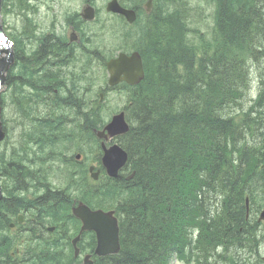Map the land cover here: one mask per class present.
Masks as SVG:
<instances>
[{"label":"bare ground","instance_id":"6f19581e","mask_svg":"<svg viewBox=\"0 0 264 264\" xmlns=\"http://www.w3.org/2000/svg\"><path fill=\"white\" fill-rule=\"evenodd\" d=\"M161 1L162 0H157L159 3ZM164 2L161 3L156 11L152 13H143L141 11L138 12L140 22L137 25L136 31L139 33L131 36L129 44L132 47H136L142 55L143 65L147 66L145 67V78L148 76V72L152 71L151 67H155L160 64V75L164 81V84L169 86L170 81L171 85H175L181 80L186 79L188 70L186 69L185 65L187 66L189 60L187 58L186 49L181 45L183 43V41L180 40L183 38L181 34L172 35L174 37L180 38L179 40H175L173 42L175 45L173 49H161L158 46L159 38L166 34V26L163 22V19H169L168 24H166L167 27L171 28L172 26V28L178 32L180 31L179 24H181L183 19L182 16H179L177 13L169 14L168 10H170V7H168ZM166 2L173 3V0H167ZM228 10L230 11L229 8ZM26 33L27 27H22L21 31L14 32L15 48L11 52H15L19 55V61L12 70H8L3 74L5 77L4 84L10 83L13 85L10 89V92L12 99L16 101L18 106L21 105L22 100L24 99L22 90V69L25 73L34 68L36 65L46 69V67L51 64V62H53L46 50L37 53V55L34 57L28 56L25 49L26 44L24 40ZM145 37L146 40H143ZM254 38L259 41L263 40L264 42V31L255 34ZM50 46L53 48H58L61 51L59 60L61 63L65 64V67L76 62V55H73V53L68 50L64 46L63 42L58 38L47 39L46 48L48 49ZM10 50L6 49V51H4L10 52ZM237 58V67L242 73L241 77L239 78V82H236L237 87L241 86L242 84L246 85L245 91H247L250 83L253 82L252 78H254V81H259L260 86L264 88V81L261 79V77L252 76V66L250 65L252 64L259 67L261 62L260 59H253L249 64L243 53H240ZM207 61V65L209 67H214L216 69L217 72H215V74L218 82L222 83V81H226V83L223 82L225 85L224 93H226L227 97L229 98L225 101H231V99H233L232 85L234 82L227 84V79L232 77V74L230 73V62L223 58L212 61V56L207 58ZM199 73L201 72L199 71ZM205 73H209L208 70H206ZM215 74H213L214 78ZM220 75L225 76V80H222ZM59 78L61 81L64 80L60 73ZM61 81H58L56 84H52V86L47 89L46 94H41V89L46 86L44 81L33 83L36 91L38 92L36 102L37 108L32 112L30 118L39 117V110L42 111L45 106L62 104L65 102L69 113H71L76 121L74 123L72 120H67L64 123L65 126L72 128L77 134L81 133L87 128L90 129L91 114L89 105L84 96L81 95L80 90L81 85L87 88L91 87L90 77L88 75L83 76L82 74L79 75L75 73L73 78V86L70 88H68ZM189 81L194 82L193 77H191ZM13 83H15V85ZM56 90L58 93L55 92ZM79 97L80 101H78ZM243 97L244 99L249 98L247 94H245ZM66 100H68V102ZM250 102L251 104H248L246 100V102L242 103L241 105V102L234 103L232 101L227 103L226 109L234 108L237 110L239 115H242L243 120L240 122L236 121L235 123L234 119H232L230 116H226L223 113H211L210 117L217 119L213 123H210V129L212 131L218 130L221 136H217L212 131L209 136L210 140L214 142L216 141L218 143L219 149L216 148L218 151L224 153L229 149H233L236 145V142L238 140L240 141L239 136H241L243 139H246L248 135V126L254 125V127H257L264 125V93L262 92L261 94H257L252 99H250ZM1 103L2 97L0 95V105ZM136 107L137 111L139 110L141 112V115L139 114L140 119L144 122L149 121L148 124H140V128L135 129L136 139L142 141L143 145H136L134 147V153L131 155V159L127 160L125 164L118 168V174L116 177H107L104 180L102 187L95 188L94 190V195H98L102 198H112L110 201L113 204L120 202L124 203L128 199L136 204L151 202L153 196H151L150 193L154 196H163L166 190L168 191L171 182L183 180L184 178L186 179L190 176L192 171L200 166L198 158L202 156L201 154H198V152H193L191 158L193 163L188 164L187 167H182L181 169L175 168L177 165L174 164V162H176L177 159L173 156V153L177 152L178 149L181 148L182 143L179 142V139L175 138L170 139V141L166 143V135L162 134L163 131H161V129L158 130V124L161 122V118L156 119L155 115L160 110V106L147 108L145 105L139 103ZM169 110L167 106L162 107L161 115L163 120H169L175 117V110L172 108H169ZM180 113H185L184 107H182ZM0 121L3 132H5L6 120L4 109L1 110ZM185 125L187 129H190L191 127L197 128L200 124L199 120H197L195 116H192L191 121H186ZM180 126V128H183L184 124H181ZM179 133L185 139L190 140L193 138L187 133V130L183 131L179 129ZM258 138L262 143L264 142L263 133L260 134ZM7 140V138L4 139L2 144L6 145ZM8 146L9 145L5 147ZM46 152H48V150L43 149L42 153L45 154ZM22 154H24V151L19 150L16 153H6V156H4L0 151V234L9 222L10 217L19 212H22L28 218H36L34 215L37 214V212L41 214L44 213L45 216H49L54 212H61L63 214L67 212L65 209H62V207L66 202V197H70L69 186L67 190L65 189V194H63L64 197L61 198L60 203H55L53 198H50L49 201H51V204L46 201V204L44 203L41 209L30 207L22 208L23 205L17 209L14 208L15 206L11 203H9L11 206L7 207L6 209H2L4 200L9 199L11 195L16 198L23 199L24 196L30 192H37L44 196L46 194H54L56 191L54 190L56 185H54L53 182L55 180L59 182V180L51 179L47 173H45L36 165V162L29 160L27 155L24 154L25 156H23ZM243 158L244 155L240 154L237 161H232V166L230 168L231 170H229L228 174H224V178H222V180L210 178L209 185L211 189L209 190V193L201 195L204 202H202L199 207L203 209L201 210V215L204 216L203 219L207 222L206 226L214 230V233H218L220 229L216 228L214 225H216L215 222L220 219V217H222L224 222L232 224L226 228V232L222 230L223 234L218 236V239L222 241L218 242V249L215 247L199 246L191 234L187 235V233H189L187 229L183 231L185 234L182 235V233L177 229H172L170 226H166L162 234H165L174 240L166 242L165 244L158 245V243H155L154 245L150 246L149 242L142 236V238L138 241V245L143 251L141 252L142 255L139 253H134L131 259L134 258L133 260L137 264H163L158 253L161 249L168 251L169 249L167 245L170 243L169 247L173 250V253L179 254L187 252V249L191 246L195 253L206 264H223L224 260L220 259V254L222 253L220 249L226 248L234 250L238 247V245L235 243L236 241H231L227 245V233H230L232 230H235L237 236H240V248H246L249 252L256 254L255 250L258 248V246L260 244H264V228L261 227V225L264 223V205L262 201H257L255 206L249 210L242 205V213L244 215L242 216L240 214V208L242 206L239 207L240 197H238L239 195H236L235 190L238 188L246 194H252V192L255 191V189H253L254 186L263 183L264 173H262L260 178L257 173H253L251 176H244L241 180L238 177V171L243 168ZM208 161H210V163L214 162L212 159ZM179 163H181V161H179ZM261 163L263 164V167L260 170H264V162L262 161ZM215 166L217 165L215 164ZM68 179V177H63L65 182ZM112 181L116 182L118 186H108ZM69 184L71 186L72 193L75 194L81 191L72 180H69ZM243 184H246L244 185V189L241 186ZM148 192L149 196L145 199ZM128 195L129 198L126 199ZM167 197L168 195L165 196V198ZM226 207H228L227 211H225ZM224 211L225 213L222 215ZM233 211L237 212L239 218L237 215L231 216ZM131 212H133V210ZM135 212L129 214L128 218H131ZM258 215L259 217L256 219V216ZM173 216L174 219L180 224H184L185 218H183L180 214V209H175V214H173ZM113 218H115L117 221H120V217L117 212H114ZM65 222L67 223V221ZM54 224L55 225H53V227L56 229H62L65 226L64 222H54ZM38 230V227L35 226L28 229V232L31 233ZM139 230L141 231L142 229L139 228ZM198 232V228H193V233L197 235ZM41 233L45 232L41 231ZM153 235L158 236L157 230L153 231ZM175 240L179 242L183 241L184 243H178ZM174 244H177V246ZM128 256L129 255H127V257ZM244 262L245 264H252L250 261Z\"/></svg>","mask_w":264,"mask_h":264},{"label":"trees","instance_id":"16d2710c","mask_svg":"<svg viewBox=\"0 0 264 264\" xmlns=\"http://www.w3.org/2000/svg\"><path fill=\"white\" fill-rule=\"evenodd\" d=\"M10 1L15 2V4L18 2V5L22 6V0H4L5 7L11 5ZM164 1L166 2L167 0H162L160 3L158 2L159 5ZM212 2L217 6V12L215 15L217 20L216 35L210 41H203L200 46H197V52L194 45L186 38V36H184L181 24H179L180 31L178 32L174 30L172 26L171 28L167 27L166 24H168L169 19H163L166 26V34L159 38L158 46L161 49H173L175 47L173 42L180 38L172 35H182L183 38L180 40H182L183 43L181 45L186 49L187 58L189 60L187 66L185 65L188 70L187 77L175 85H171L170 81L169 86H166L160 75L161 72H159L160 64L151 67L152 71L148 72V76L145 80L137 87L129 89L130 101L125 110L131 129L130 132L120 140L122 146L129 153V159H131V155L134 153V147L136 145H143L142 141L136 139L135 129L140 128V124L146 125L149 123V121L144 122L140 119L139 114L141 115V112L139 110L137 111L136 106L139 103L145 105L147 108L160 106V110L155 115L156 119L161 118V122L158 124V130L161 129V131H163L162 134L166 135V143L172 138L179 139V142L182 143L181 148L173 153V156L177 159L176 162H174V164L177 165L175 168L181 169L182 167H187L188 164L193 163L191 159L193 152L201 154L202 157L198 158L200 166L192 171L190 176L186 179L184 178L183 180L171 182L168 191L166 190L163 196H154L150 193V195L153 196L151 202H146L144 204H136L130 201L128 199L129 195L126 198L128 199L126 202L113 204L110 201L112 198H102L98 195H94V190L97 187L91 184L89 196L83 197L82 200L92 208L110 209L115 207V210H117L120 217L121 232L120 254L99 259L96 261V264H137L133 260L134 258L131 259V257L134 253L141 254V252H143L142 248L138 245V241L142 236L149 242L150 246L155 243L161 245L174 240L167 235L162 234L166 226H170L172 229H177L183 235L185 234L183 233L185 229L189 231L188 227L190 225L199 226L203 223V227L199 230L202 233V241H200L198 245L202 247H214L215 240L217 242L219 240L218 236H221L223 231L226 232V228L231 224L224 222L222 217H220V219L215 222L216 225H214L216 228H219L220 231L214 233V230L206 226L207 223L205 224V222L196 220L197 216L202 213L201 210H203L199 207L202 202H204L201 195L209 193V190L211 189L209 179L216 178L222 180L224 174H228L229 170H231L232 161H237L232 157L233 151L239 156L240 154L244 155L243 168L238 171V177L241 180L244 176H251L253 173H257L260 178L262 173H264V170H260L261 162H264V154L262 157L257 155L258 150L255 149L254 146L247 145L248 147H242V144L238 143L233 149H229L222 153L216 149H219L218 143L210 140L209 136L212 131L209 125L217 119L211 118V113L224 114L228 102L233 101L234 103H238L246 93V85L242 84L239 87L236 85V82H239V78L242 75L241 70L237 67L238 55L243 53L248 63L253 59L259 58L261 60L263 57V40H257L254 38V35L264 31V0H212ZM12 37H15L14 33H12ZM143 40H146V37ZM199 52L202 54L201 59L198 57ZM211 56L212 61L223 58L230 62V73L232 74V77L227 79V84L234 82L233 85L231 84L233 86V99H231V101H225L229 98L227 97V94L224 93L225 85L223 82L226 83V81H222V83L218 82L215 74V72H217L216 69L207 65V58ZM206 70H208L209 73H205ZM199 71L201 73H199ZM213 74H215V78L213 77ZM191 77H193L194 82L189 81ZM221 79L225 80V76H221ZM13 84L15 85V83ZM10 86L12 87L13 85L10 84ZM96 106L97 105L93 104L90 112L92 128H98L104 124L103 115L99 112V116L97 112L94 111ZM163 106H167L168 110L169 108L174 109L176 113H172L175 117L169 120H163L161 115V109ZM182 107H184V114L180 113ZM20 109L17 110L18 115H21L22 111ZM192 116H195L197 120H199L200 125L197 128L191 127L190 129H187L185 123L186 121H191ZM17 124L22 128L21 120H18ZM181 124H184L183 128H180ZM50 127H52V125ZM179 129L183 131L187 130V133L193 138L190 140L183 138L179 133ZM212 132L217 136L220 135L218 130ZM239 138L242 140L241 136H239ZM237 142H239V140ZM210 159L214 162L210 163V161H208ZM179 161H181V163H179ZM215 164L217 166H215ZM244 185L246 184L241 185L243 189ZM108 186L116 187L118 184L112 181ZM259 187H264V181L263 183L254 186L253 189H255V191L252 192L253 195L250 193L248 194L252 201L255 199H264V191L258 193ZM235 193L240 197L239 207L242 205L244 206V199L247 194L238 188H236ZM63 194H65V192L46 194L35 199L33 202L22 198H16L11 195L9 199L4 200L2 209L11 206L9 203L13 204L15 206L14 208L17 209H19L21 205H23L22 208L30 207L41 209L43 204H46V201L51 204V201H49L50 198H53L55 203H60L61 198L64 197ZM166 195H168L167 198H165ZM148 196L149 192L145 199L148 198ZM71 205V198L66 197V202L62 209H65L67 212L64 214L61 212H54L49 216L37 212V214L34 215L37 216V219L33 224L37 226L39 225L41 228L45 229L47 225H55L54 222H64L65 226L59 230L67 234L70 230L68 224L73 225L75 229L78 225L70 215ZM243 206L240 208V214L242 216H244L242 213ZM134 207L136 208V212ZM227 208L228 207H226L225 211H227ZM175 209H180V214L185 218L183 225L174 219L173 214H175ZM132 210L135 214L131 218H128V215L133 213L131 212ZM225 211L222 215H224ZM193 215L196 218H194ZM233 215H237V212L233 211L231 216ZM65 221H67V223ZM139 228L142 230L140 231ZM155 230H157L158 236L153 235V231ZM187 235H189V233H187ZM227 235L228 243L236 241L235 237L237 236V233L235 230L227 233ZM91 241L92 246L95 247L96 241L92 235ZM176 242L184 243L183 241ZM169 244L167 245L169 249L168 251L161 249L158 253L163 264H170L171 259L175 254L169 247ZM174 245L177 246V244ZM48 247L50 246L43 245L41 250L47 249ZM184 253L185 252L179 254L183 255ZM41 254L42 256L40 258H43V261L48 257L47 260L44 261L45 263L56 264L55 258H52V256H54L53 253L50 254L47 251H42ZM127 255L129 256L127 257Z\"/></svg>","mask_w":264,"mask_h":264},{"label":"rangeland","instance_id":"374dc122","mask_svg":"<svg viewBox=\"0 0 264 264\" xmlns=\"http://www.w3.org/2000/svg\"><path fill=\"white\" fill-rule=\"evenodd\" d=\"M93 1H95L96 4L99 7L103 8V10H104L103 19H102L101 23H99L101 25L102 22L105 23L107 21V18L112 17V16H110L111 14H108L105 10L106 4L110 0H93ZM119 1L127 7H132V2H128L129 0H119ZM71 2H72V4H71L72 8H71L70 12L72 15H75V12L77 10L80 11V8L83 6V4H85V0H71ZM176 2H177L176 4L175 3L166 4L168 7H170V10H168V12H169V14L177 13L179 16H182L183 20L185 21V23L188 26L187 31H186L188 34V40L194 45L195 50L197 52V46H200L203 41H210L211 40L212 31L215 27V24H217V20L215 18V15H216L215 7L208 0H176ZM168 7H167V9H168ZM10 9H13V6ZM180 12H181V14H180ZM112 18L113 19H109V21L107 23H105L107 25L106 36L102 32V28L99 29V27L90 26V30L87 31V35L91 38V46L89 47V51H90L91 58L94 60L93 67L89 73V77L91 80L90 81V86H91L90 90H91V94L94 93L95 97H98V94L104 88L107 87L106 81L108 79V73H106V69L101 63L103 56L108 57L109 55L115 54L116 52H118L122 49H125V48L127 49V47H125V46H123L124 48L121 45L117 46L115 39L109 35L108 27H110L112 25H117L119 22L118 20H115L114 17H112ZM2 19H3V16H2ZM5 22H6L5 26H6V28L8 27L9 33L11 31L16 32V31L22 30V19L18 18L17 15L6 16ZM43 25L47 26L48 22H43ZM60 25H61V22H60ZM99 36H101L100 43L98 42ZM104 38H105V40H104ZM92 41H93V44H92ZM122 43L124 44V41H122ZM262 47H264V45H262ZM14 48L15 47H13L12 50ZM260 61L261 62H260L259 67H257V66L252 67V76H254V77L255 76L260 77V74L264 71V54H263V57L261 58ZM250 65L252 66V64H250ZM252 80H253V82L251 83V90L247 94V96L250 99H252L254 96L259 94V90H260L259 81L258 82H257V80L254 81V78H252ZM86 88L87 87H85V86H82V85L80 86L81 95H83V92L86 90ZM261 88H263V87L261 86ZM263 93H264V89H263ZM1 97L4 101L5 120L7 123V128L9 129V137H8L7 142H6V145L1 144V146H0V151H1L2 155L6 156V153L7 154L12 153L14 149H15V152L19 151L22 149V147L33 150V152H37L39 149L38 145H36V143H34V142H28V139H29V137H31L32 133L36 131L34 122L40 121L45 116L40 114L39 117H37V118L24 119L22 114L21 115L17 114L18 109L22 108V111H23L24 103H21V105L18 106L16 104V101H14V99H12V95H11L10 90H4L3 89ZM249 98H245V99L247 100L248 104H251ZM245 99H243L241 101L240 105L242 103L246 102ZM78 101H80V97H79ZM124 102H125L124 94H121V92L120 93L112 92L111 96L109 97V100H108L107 104L105 105V107L103 108V110L106 111L107 115H109L113 111L120 112V111H122ZM57 106L60 107L59 104H57ZM45 110L49 111V109H47L46 106L42 109V111H45ZM53 113H54L53 116H47L42 120L47 121V120L53 119L55 121V119H59L60 130L57 132L56 137L61 138V141H59L58 144L55 145L57 147V149L53 153H55L56 156L59 155L60 157H57V160H50V161L45 162V163L40 162V160H38V162H36V164L38 165V167L41 170H43L45 173H47L51 179H54V180L58 179L59 180V182L56 180L53 182V184L56 185V187H54V190L62 191L68 187L69 180H72L71 176H74L75 175L74 171L77 170L76 164L74 162L75 156L78 153H84L85 160H87L90 164L96 166L99 164L98 160H97L99 157V153L97 151V145L95 143L91 144L89 151H87V149L84 148V146L71 147V145H70L71 141L73 139V136L76 133L73 131L72 128L68 127L65 129V127H66L64 124L65 122L60 123L61 121H63L61 114H64V117H66L68 120H72L74 123L76 122L75 119L68 112L62 113V111L53 110ZM113 114H115V113H113ZM113 114H111V116ZM224 114L226 116H230L232 119H234L235 123H236V121L240 122L243 120L242 115H239L237 113V110L234 108L233 109H231V108L225 109ZM17 119L22 121V128H20V126L17 124V121H18ZM263 119H264V116H263ZM252 124H254V123H252ZM248 127H247L248 128L247 138L246 139L242 138V140L240 139V141L237 142L236 145L238 143L242 144V147H248V146L255 145L254 148L258 150L257 155L262 157V155L264 154V145H261L258 147L256 144H259L261 142L258 137L260 134H262V133L264 134V125L257 126V127H254V125H252V126H248ZM64 129H65V132H64ZM259 132H261V133H259ZM69 133H71V136L69 138H67V135ZM79 135H80L81 140L83 141L82 134L79 133ZM263 144H264V142H263ZM7 145H9V146L5 147ZM109 145H111V143H109ZM55 146L47 148L48 152H51L52 149L54 150ZM48 152H46L45 154L33 153V155L28 156V158L29 159H32L34 157L44 158L45 156H49ZM255 154H256V151H255ZM22 155L25 156L24 154H22ZM232 157H234L236 160H238L239 155H237V153L235 151H233ZM50 165L53 166L51 171H50ZM260 168H262V164L260 165ZM63 177L69 178L68 180H66L67 182H65V180H63ZM258 189H259L258 193H260L261 191H264V187H262V188L259 187ZM38 195L39 194H33V193L28 194V196H30L31 198H35ZM257 201H262L263 205H264L263 199H257L253 203V206H255V203ZM110 209L115 210V207H112ZM193 217L196 218L194 215H193ZM258 217H259V215L256 216V219H258ZM192 226L193 225H190L188 228H190ZM261 227L264 228V223L261 225ZM240 229H242V228H240ZM38 235L39 234H36V237ZM47 236L49 239H51L53 241H58L59 249L64 255V260H63V263H61V264H83V258L85 256V254L87 253L86 250H84V249H87L88 245H91V243H92L90 236L84 238L82 245H81L82 256L79 258L73 257V249L71 246V240H69V241L66 239L63 240L64 237L61 235V233H56V234H48L47 233ZM22 237H23L22 238V250H24L31 243L28 242V239H29L28 235L22 236ZM235 238H236L235 243L238 245V247L235 248L234 250H230V249H226V248L220 249V251L222 252L220 254V259H223V257H225V258L228 257L226 254H229L231 256H235L236 264H244V260H242V258L249 260L252 264H257L256 260L260 261V264H262L261 258L264 256V244H260L258 246V248L255 250V252H256V254H255V253L249 252L248 249H246V248L242 247L243 249H241L239 246V242L241 241L239 239L240 236H236ZM23 240L25 241L24 245H23ZM20 244H21L20 241L16 243V245H18V246H20ZM36 245H37V242L31 244V246H33V247H35ZM242 245H243V243H242ZM40 251H39L40 254L42 253V251H47L50 254L53 253L54 255L59 254L58 250H55V249L50 248V247H48L47 249H44V250H40ZM82 251H83V253H82ZM198 259H201V258H198ZM173 264H185V263H179V262L177 263L173 260Z\"/></svg>","mask_w":264,"mask_h":264},{"label":"flooded vegetation","instance_id":"af4514ba","mask_svg":"<svg viewBox=\"0 0 264 264\" xmlns=\"http://www.w3.org/2000/svg\"><path fill=\"white\" fill-rule=\"evenodd\" d=\"M70 11V0H22V19H31L35 23H38L37 29L34 33L30 32L29 26L27 27V33L24 40L28 56L34 57L37 53L46 50L49 57L53 61L46 67V69L39 65H36L26 73L23 72L22 69V90L24 95V99L22 100V103H24V113H22V116H24V119H29L32 112L35 108H37L36 102L38 92L36 91L33 83L44 81L46 86L41 89V94H46L47 89L50 88L52 84H56L58 81H61L59 73L64 79L61 82L68 88L73 86L75 73L79 75L82 74L83 76H89L90 51L88 49L87 41L82 40L81 33L78 29L80 24L79 20L75 21L70 15ZM43 22H48V25L44 26ZM49 38H58L61 40L64 46L70 50L73 55H76V62L65 67V64L61 63L59 60L61 51L58 48H53L51 46L48 49L46 48V40ZM75 38H77V40L72 42ZM55 92L58 93L57 90ZM83 96L87 103H89V88H86L83 92ZM66 101L68 102V100ZM59 105H61L62 109L68 110L65 102ZM46 108L49 109V111L39 110V113L45 117L53 116V110H58L57 104L46 106ZM69 114L71 115V113ZM82 136L83 141L81 140L79 134L75 135V144L77 146L82 145L88 150L90 143V130L88 128L85 129L82 132ZM52 139L55 140L57 137L55 135H48L47 133H43L41 130H38L37 139L34 141V143H36L39 147L37 152L41 153L43 149H46L47 146L43 147L42 143H47V141H51ZM23 149L24 154L27 155V157L33 155V150L27 148ZM50 156H52V153L49 154V156H45L40 162L45 163L50 161ZM29 160L38 162V160L33 158ZM74 162L78 167L84 168V153H78L75 156ZM51 168L52 167H50V171L52 170ZM77 172L79 174L81 173L80 170ZM0 264H22V251L18 250L17 255L13 254L11 257L4 258Z\"/></svg>","mask_w":264,"mask_h":264},{"label":"water","instance_id":"95a60500","mask_svg":"<svg viewBox=\"0 0 264 264\" xmlns=\"http://www.w3.org/2000/svg\"><path fill=\"white\" fill-rule=\"evenodd\" d=\"M2 0H0V11H1ZM93 11L92 9H89ZM109 11L119 12L124 14L130 22L135 20V14L131 11L123 10L117 0H113L108 7ZM88 16L92 17V12H88ZM2 29L0 28V32ZM6 51V50H5ZM6 57L0 59V86L4 84V73H6L10 67L14 64V55L10 52H5ZM108 68L111 74L110 83L112 85L118 83L121 80V74H125V78L130 84H138L144 77V71L142 66V59L138 53H134L130 58L124 55L116 60H112L108 63ZM2 107L0 106V117ZM110 136L113 137L118 134H124L129 131V127L124 121V114L114 117L113 123L107 128ZM5 132H3L2 124L0 121V143L5 139ZM100 137L104 136L103 133L98 134ZM105 155L103 157V164L107 169L110 177H116L118 174V168L126 163L128 155L119 146L115 145L109 150L105 148ZM93 169H91L92 171ZM93 177L97 179V174ZM1 199V190H0ZM247 209L249 210V203L246 202ZM74 216L82 222L81 233L92 231L96 234L98 240V247L96 254L99 256H105L109 254H115L119 251V229L118 221L113 218V212H104L102 210L92 211L88 206L79 204L72 210ZM53 231V229H50ZM79 237L74 240L73 244L76 246ZM85 264H92L89 261V257L85 259Z\"/></svg>","mask_w":264,"mask_h":264}]
</instances>
